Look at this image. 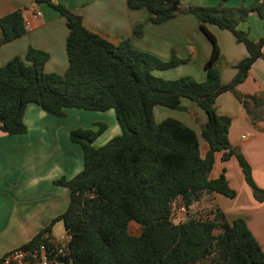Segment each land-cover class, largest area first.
I'll use <instances>...</instances> for the list:
<instances>
[{"label":"trees","instance_id":"1","mask_svg":"<svg viewBox=\"0 0 264 264\" xmlns=\"http://www.w3.org/2000/svg\"><path fill=\"white\" fill-rule=\"evenodd\" d=\"M34 1L48 4L65 18L68 66L63 73L46 72L48 52L31 45L24 58L14 56L1 65L0 132L25 133L24 111L33 103L54 116H64L66 108L113 109L120 133L95 146L94 140L106 129L104 122L96 123V129L70 130L69 139L81 148L83 167L71 178L53 180L67 189L68 204L20 247L34 251L41 245L47 251L59 248L62 244L53 237L52 227L61 221L69 236L64 246L67 253L57 255L64 264H264V251L242 217L228 221L216 203L204 218L188 211L206 195L235 196L223 171L209 177L214 154L219 151L222 161L236 158L254 198L264 199V189L253 180L250 164L228 139L231 118L217 114L214 107L216 97L230 91L252 124L264 116V91L254 95L235 91L252 63L258 58L264 61V0L237 6L219 0L212 6L186 7L180 6V0H126L130 9L145 7L150 12L147 22L153 24L178 14L198 20L212 44L202 81L190 75L173 79L155 76L153 70L186 60L173 52L169 60H161L134 48L128 38L113 43L87 29L82 16L63 4ZM252 11L263 25V35L256 40L238 28ZM206 24L229 30L247 51L225 84L216 65L219 49ZM143 26L136 24L133 33L141 35ZM25 32L20 10L0 16V45ZM181 98L193 100L206 115L200 125L201 137L208 145L204 157L192 128L171 117L154 119L155 105L186 110ZM176 200L187 209L179 222L172 220ZM130 221L138 224L137 235L129 232Z\"/></svg>","mask_w":264,"mask_h":264},{"label":"crops","instance_id":"2","mask_svg":"<svg viewBox=\"0 0 264 264\" xmlns=\"http://www.w3.org/2000/svg\"><path fill=\"white\" fill-rule=\"evenodd\" d=\"M55 1L80 14L87 29L113 43L128 38L134 48L161 60H169L172 52L186 60L164 70H153L155 76L173 79L190 75L197 81L205 79L204 62L210 56L212 44L194 16L178 14L153 24L147 22L150 12L145 7L130 9L126 0ZM251 1L227 0L226 4L237 6ZM218 2L180 0V6H212ZM13 10L21 11L26 32L0 45V66L14 56L24 58L27 47L31 45L48 52L49 58L44 64L46 72L63 73L68 66L65 41L69 29L65 18L43 2L0 0V16ZM139 23H144V26L141 35L136 36L133 27ZM206 28L215 37L219 49L216 65L220 81L225 84L234 76L235 65L247 55L246 48L229 30L214 24H206ZM238 28L246 31L253 40L263 35L262 21L253 11L238 24ZM235 91L242 95L264 91V61L261 58L252 63L246 78L235 87ZM180 104L186 110H176L179 111L178 117L169 116L171 114L166 109L170 108L155 105L154 118L156 121L175 118L192 128L199 141L200 155L204 157L208 145L201 137L200 125L206 115L193 100L181 98ZM214 107L217 114L231 118L228 139L243 153L250 164L253 180L264 189V116L254 126L242 104L230 91L219 94ZM111 110L106 112L112 114ZM98 114V111L66 108L64 116H54L30 103L23 116L25 133L9 135L0 132V260L5 253L20 247L64 211L68 204V191L64 186L54 184L53 180L61 176L71 178L83 167L81 148L69 139V132L76 127L96 129L100 120ZM117 127L120 131L118 125L113 126L116 133ZM100 145L102 143L95 146ZM221 153H215L209 177L215 178L223 171L228 185L236 191L233 199L239 195L236 187L240 184L241 190L248 196L249 205L246 203V208L264 215V199L261 202L254 200L235 157L221 161ZM220 195L213 193L214 199ZM221 210L226 217L225 211Z\"/></svg>","mask_w":264,"mask_h":264},{"label":"rangeland","instance_id":"3","mask_svg":"<svg viewBox=\"0 0 264 264\" xmlns=\"http://www.w3.org/2000/svg\"><path fill=\"white\" fill-rule=\"evenodd\" d=\"M161 107H163V106H161ZM166 110H167V112H169L168 114H171L169 116H173V117L179 116V111H176L177 109H171L170 108V109H166ZM98 113H100V114H98V115H100V116H98V118L100 119L98 121L104 122L106 124V129L101 133L102 135L99 136V138L97 140H95L96 142L94 141L95 145L96 144L98 145L100 143L104 144V142L109 140L111 137L120 133L118 127H117V129H118L117 133L113 131V126L118 125L116 122L113 110H111V112H110L112 114H108L106 111H98ZM181 114L184 115V113H181ZM256 125H258V124H255L254 126H256ZM236 188H237V192L239 193V195L236 199L229 198V197H226L224 195H220L217 199H214V196L212 194L206 195L199 202L193 204L188 209V211L190 214L194 215L195 217L204 218L207 216L208 212L212 208V205L214 203H216L219 206V208L221 207L225 211L226 219L228 221H231L232 219H234L236 217H242L244 220L246 219L245 221L247 223L248 228L250 229L252 234L255 236L257 241L264 248V215H262L260 213H254V212H251L250 210H248L246 208L247 205H249L248 196L246 195V193L243 190H241L240 184L239 185L237 184ZM250 189H251V187H250ZM251 192H252V189H251ZM235 193H236V191H235ZM252 195H253V192H252ZM253 198H254V196H253ZM254 200H256V199L254 198ZM258 202H261V201H258ZM246 203H247V205H246ZM186 212H187V209L183 207L181 201L176 200L172 206V220L174 222H179L181 220H184ZM128 229H129V232L131 234H134V235H137L140 232V228H139L138 224L135 223L134 221L129 222ZM52 233L54 234L55 237L58 238L56 240H59L65 236V230L63 228V224L61 221H57L54 223V225L52 227Z\"/></svg>","mask_w":264,"mask_h":264},{"label":"built area","instance_id":"4","mask_svg":"<svg viewBox=\"0 0 264 264\" xmlns=\"http://www.w3.org/2000/svg\"><path fill=\"white\" fill-rule=\"evenodd\" d=\"M40 14V13H38ZM69 236L65 232V236L59 239L62 246L57 249L47 251L44 245L40 246L39 251H34L31 248L16 247L5 253L0 260L1 264H64L61 262L57 255H65V242Z\"/></svg>","mask_w":264,"mask_h":264}]
</instances>
